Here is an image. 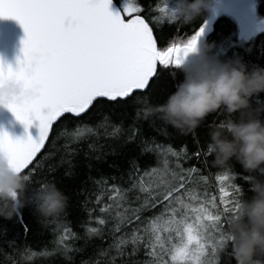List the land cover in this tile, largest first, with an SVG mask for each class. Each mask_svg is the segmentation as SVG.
<instances>
[{"label":"snow or ice","instance_id":"obj_1","mask_svg":"<svg viewBox=\"0 0 264 264\" xmlns=\"http://www.w3.org/2000/svg\"><path fill=\"white\" fill-rule=\"evenodd\" d=\"M141 10L138 0H0V18L15 19L24 31L22 59L17 60L15 70L0 63V84L15 79L27 95L6 107L25 132L33 120L39 129L35 141L30 137L11 140L0 130V160L12 171L31 181L39 165L34 158L53 123L65 114L79 118L96 105L111 107L140 100L146 105L145 116L150 113L153 106L146 99L150 81L158 76V69L178 67L182 56L195 50L207 22L202 21L191 35L158 46ZM154 12L157 24L173 22L166 0H157ZM119 130L114 126L106 135ZM85 132L93 129L78 127L71 137L79 140ZM137 133L133 123L126 140L135 141ZM99 147L88 144L89 149ZM141 152H154L158 166L141 169L131 161L126 178L125 174L112 176L109 183L101 176L95 181V199L85 198V205H94L87 208L89 222L98 225H84L86 233L108 243L99 247L96 259L81 264H220L221 253L230 248L226 220L238 214L244 196L235 181L248 177L229 169L219 171L214 176L216 192H211L208 177L199 168L183 167L182 161L189 158L186 145L175 150L146 143ZM192 155L199 159L209 153L197 148ZM44 184L48 183H40ZM25 208L31 214L30 205ZM16 217L27 234L29 223L23 213ZM52 223V251L70 262L71 253L83 250L74 247L80 237L63 218ZM221 241L224 250L217 252L216 243Z\"/></svg>","mask_w":264,"mask_h":264},{"label":"trees","instance_id":"obj_2","mask_svg":"<svg viewBox=\"0 0 264 264\" xmlns=\"http://www.w3.org/2000/svg\"><path fill=\"white\" fill-rule=\"evenodd\" d=\"M215 1L231 2L234 0ZM215 1L211 0V5L189 23L176 21L169 24L165 21L157 24L152 19L153 15L158 14L154 12L157 0H138L142 9L140 14L153 27L158 46H166L171 39L191 35L202 21L208 19L209 8ZM166 3L168 9H171L174 7L175 0H166ZM249 6L256 20L264 19V0H250ZM241 34L242 29L237 17L220 14L202 45V47L210 46L205 54L206 58L217 62L238 60L249 70L264 68V31L251 32L247 39L241 38ZM193 66V63L181 60L178 67L167 70L158 69V76L150 81L147 89L148 106L163 104L168 95L175 91V87L182 82L186 71L191 70ZM249 104L250 109L261 110L259 118L264 120V92L250 97ZM145 106L144 100L130 102L127 105L115 104L111 107L96 105L88 113L81 114L79 118H69L70 114H65L52 125L43 149L34 159V161H39V165L35 166V172L23 196L27 198L40 183L46 182L53 184L66 197V206L63 212L55 218L41 217L34 212L31 206L30 214L24 206L20 211L29 223L27 234L16 223V216L10 220L0 218V264H81L82 260L96 259L95 253L99 247H106L108 242L99 236H89L86 233L84 225L88 227H98V225L94 221L89 222L87 208L94 207V205L92 203L85 205V198L95 199L97 191L95 181L101 176L109 179V183H111L112 176L119 177L125 174L126 178L131 161H135L141 169L146 166H158L154 152H141L146 143L171 146L175 150L186 145L189 158L182 161L183 167L199 168L201 174L208 177L211 192H216L215 174L224 169L235 171L241 177L252 175L258 180H264V173L249 174L234 159L228 161L224 167H215L211 163L212 155L207 157L201 155L199 159L192 155L197 148L206 150L209 133L220 121L229 118L232 120L245 119L251 114L250 110L233 113L231 117L223 111L216 114L210 113L195 129L181 133L165 125L156 114L149 113L145 116ZM138 110L139 114H137ZM105 117H107L106 122ZM133 123L138 133L135 141H127L130 125ZM101 124L104 126H98ZM84 126L92 128L93 132H85L81 139L73 140L71 133L78 127L83 129ZM114 126H119V132L116 135H106L112 132ZM53 138H55L54 144ZM90 143L100 147L95 150L89 149L88 144ZM261 167L264 168V165ZM235 182L243 188V200L250 199L253 193L248 190V179L237 178ZM58 218H63L71 231L80 237L74 241V247L83 250L71 253L70 262L64 256L52 251L55 247L52 243L55 239V233L52 231L55 224L52 221ZM229 252L230 248L227 252L221 253L220 264H235L231 255L227 254ZM254 259L258 264H264V255H258Z\"/></svg>","mask_w":264,"mask_h":264},{"label":"clouds","instance_id":"obj_3","mask_svg":"<svg viewBox=\"0 0 264 264\" xmlns=\"http://www.w3.org/2000/svg\"><path fill=\"white\" fill-rule=\"evenodd\" d=\"M211 0H175L169 9L173 22L189 23L206 10ZM210 46L197 54L198 64L186 71L184 79L171 92L163 104L151 108L165 125L181 133L195 129L210 113L223 111L228 117L233 113L250 110L247 118L220 121L209 133L206 151L212 155V165L224 167L235 160L251 174L264 173V120L260 109H250L249 98L264 92V68L247 69L236 61L217 62L206 58ZM195 52V50L193 51ZM27 95L23 84L6 79L0 84V108ZM230 137V138H229ZM249 191L235 217L226 220L227 244L235 264H258L254 257L264 255V180L249 175ZM28 179L12 171L0 160V218L10 220L25 205L44 218L58 217L66 206V197L53 185L35 188L27 198L23 196ZM225 243L217 242V252Z\"/></svg>","mask_w":264,"mask_h":264},{"label":"water","instance_id":"obj_4","mask_svg":"<svg viewBox=\"0 0 264 264\" xmlns=\"http://www.w3.org/2000/svg\"><path fill=\"white\" fill-rule=\"evenodd\" d=\"M249 2L250 0H234L231 2L215 1L209 8L210 15L206 20L207 23L202 35L197 40L195 52L192 51L183 55L181 60L191 62L194 65L198 64L196 56L201 50L206 37L211 33L212 26L220 14L233 15L238 18L242 29L241 38L247 39L251 32L264 31V19L256 20L253 10L249 6ZM23 39L24 31L15 19L0 18V63L10 66L15 70L17 60L22 59L21 41ZM0 130L7 133L11 140H23L26 137H30L35 141L39 131L38 121L33 120L27 128V132H25L24 125L18 122L8 109L0 108Z\"/></svg>","mask_w":264,"mask_h":264},{"label":"rangeland","instance_id":"obj_5","mask_svg":"<svg viewBox=\"0 0 264 264\" xmlns=\"http://www.w3.org/2000/svg\"><path fill=\"white\" fill-rule=\"evenodd\" d=\"M213 1H215V0H213ZM211 5V3L209 4V6Z\"/></svg>","mask_w":264,"mask_h":264}]
</instances>
